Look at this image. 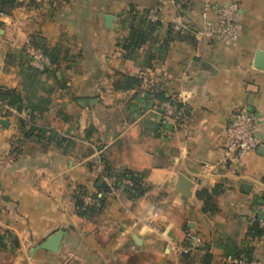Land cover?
I'll return each mask as SVG.
<instances>
[{
  "label": "crops",
  "instance_id": "obj_1",
  "mask_svg": "<svg viewBox=\"0 0 264 264\" xmlns=\"http://www.w3.org/2000/svg\"><path fill=\"white\" fill-rule=\"evenodd\" d=\"M202 1L2 3L0 89L19 103L16 113L0 111L8 122L0 124V264H264L250 221L252 200L264 193V66L256 62L264 0H212L238 6L235 44L196 37ZM131 8L139 21L156 12L159 26L146 25L150 40L128 55L119 44L130 35ZM175 17L181 37L171 33ZM33 40L56 50L59 76L30 67ZM174 100L181 111L165 138L161 107ZM240 109L260 117V145L225 167L226 129ZM98 156L107 181L91 172ZM125 170L143 177V196L123 188ZM180 175L192 182L189 198L177 190ZM58 231L66 232L58 253H33ZM189 235L203 246L180 256Z\"/></svg>",
  "mask_w": 264,
  "mask_h": 264
},
{
  "label": "built area",
  "instance_id": "obj_2",
  "mask_svg": "<svg viewBox=\"0 0 264 264\" xmlns=\"http://www.w3.org/2000/svg\"><path fill=\"white\" fill-rule=\"evenodd\" d=\"M239 8L234 3H216L212 0H203L200 10L202 29L196 32V37L200 40H210L235 44L239 40L240 26L238 23ZM150 24L158 22L156 12H150L146 16ZM174 34L182 33L185 26L180 17H175L171 23ZM26 55L30 67L40 73L53 71L59 76V71L49 57L40 47L29 43L26 46ZM181 102L179 100L163 103L161 113L164 126L161 129L165 138L173 137L175 130L168 127L179 115ZM0 111L4 115L16 113V108L8 100L0 97ZM261 119L258 115L246 110L235 111L226 129V139L223 147V157L221 165L236 168L242 160L256 150L260 142L256 136ZM92 174L98 181H107V171L105 161L98 156L90 167ZM123 188L133 190L134 183L130 178L122 181ZM88 204L98 203L96 198H86ZM250 221L252 226H257L260 231L257 245L264 244V193L255 196L250 208ZM203 246L202 238L199 235H189L187 244L182 247L178 254L180 256L191 254ZM229 264H261L257 261H249L245 258H234Z\"/></svg>",
  "mask_w": 264,
  "mask_h": 264
},
{
  "label": "trees",
  "instance_id": "obj_3",
  "mask_svg": "<svg viewBox=\"0 0 264 264\" xmlns=\"http://www.w3.org/2000/svg\"><path fill=\"white\" fill-rule=\"evenodd\" d=\"M6 1H8V0H2V2L0 0V16L3 13L2 3H5ZM129 14H130V23H131L130 35L127 39L120 42L119 47L124 52H126V54L132 55L150 40V35L152 33H150L148 30L144 29V27L146 25L149 27H158L159 22H156L154 24H150L145 17L139 21L133 8L130 9ZM0 25H1V22H0ZM171 33H173V30H171ZM174 35L178 36V37L182 36L181 33L174 34ZM32 44L36 47H40V46H38V44L36 43L35 40L32 41ZM41 49L49 57L50 61L53 64L56 63L57 52L55 49L54 50H44V48H41ZM130 82H133L135 84L139 83V81L134 80V79L130 80ZM0 97H2L5 100H8L12 106H17L19 103V99L15 95V93L12 91H9V90L0 89ZM160 98L163 101H168V98L165 95L160 96ZM180 108H181V105H180ZM121 177L130 178L133 181V183H134L133 190L138 197H141L144 195L146 189L144 188V186L142 184L143 177H141L140 175H138L132 171H129V170L123 171ZM202 197L205 198L207 201L210 198V195L207 192H203ZM254 229L260 236V231L257 228V226H254ZM3 240H4V235L3 236L0 235V247H3V245H4ZM12 242H13L14 246L15 245L17 246V241L15 239H13Z\"/></svg>",
  "mask_w": 264,
  "mask_h": 264
},
{
  "label": "water",
  "instance_id": "obj_4",
  "mask_svg": "<svg viewBox=\"0 0 264 264\" xmlns=\"http://www.w3.org/2000/svg\"><path fill=\"white\" fill-rule=\"evenodd\" d=\"M111 17H108V21H111ZM256 62L260 66H264V52H258L256 56ZM0 124L2 126L7 127L8 122L0 119ZM192 187V182L185 176L180 175L178 179L177 190L185 197L189 198L191 196L190 189ZM250 189V185H244V192L248 193ZM66 232L58 231L53 234L50 238L42 242L39 246H37L33 253L37 251H47L51 253H58L60 250L61 243L64 239Z\"/></svg>",
  "mask_w": 264,
  "mask_h": 264
}]
</instances>
